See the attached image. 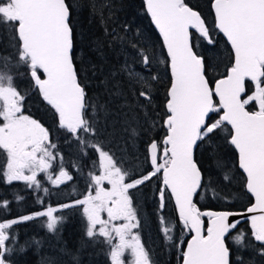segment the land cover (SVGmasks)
<instances>
[{
    "label": "snow or ice",
    "instance_id": "snow-or-ice-1",
    "mask_svg": "<svg viewBox=\"0 0 264 264\" xmlns=\"http://www.w3.org/2000/svg\"><path fill=\"white\" fill-rule=\"evenodd\" d=\"M145 5L167 50V58L158 63L167 65L170 81L164 105L163 123L167 134L162 141V156L158 155L161 145L153 140L148 147L153 171L137 175L134 166L125 167L123 161L118 162L100 144L86 139L98 132L96 117L89 116V112L107 111L108 101L89 103L86 86L79 79L73 55L71 3L68 0H0V43L7 40L12 49L8 55L0 54V152L6 157L3 175L9 183L23 180L37 189L42 187L38 173H48L46 178L54 185L72 179L62 165L55 176L50 171L54 162L62 158L53 151L56 145L50 141L49 130L24 113L26 93L18 90L12 74L14 68L23 67L32 87L54 110L59 126L77 138L82 150L86 145L98 152L99 174L89 173L88 193L73 203L82 206L85 235L103 238L109 245L112 264H125L126 252L133 258L132 264H152L139 235L133 232L139 223L130 190L161 172V209L165 193L170 191L180 221L192 233L182 252L183 264H234L230 242L236 251L250 248L264 257V0H212L215 29L231 47V66L214 81L208 75L214 67L212 57L198 48L200 41L213 47L217 41L201 13L185 0H145ZM193 31L197 34L195 42ZM101 47L97 44L98 51ZM140 54V62L150 67L153 58L143 49ZM118 73L126 74L127 85L136 89L137 97L151 102L149 89L158 76L136 72L125 61L105 81L110 97L125 100V85L116 80ZM249 81L252 89L247 87ZM252 105L255 109L249 110ZM129 131L137 135L135 128ZM220 132H225L227 143L234 146L238 166L245 174L244 186L255 198L247 208L248 213H258L248 217L250 235L243 230L236 231L239 221H230L237 213L201 211L194 202L202 188L195 151L205 142L212 147L213 139ZM105 182L110 187H105ZM8 203L3 201L0 207L6 208ZM71 206L61 205L62 208ZM56 211L50 206L35 215L46 217V227L55 231L62 220L54 215ZM102 213L107 214V219L102 218ZM203 217L208 218L206 227ZM20 219L27 221L32 216ZM160 221L164 225L162 232L171 239L173 228L169 221L162 216ZM17 222L13 219L0 223V264H9L5 257L14 249L7 245L14 238L8 230ZM114 238L117 243H113ZM237 259L243 264L242 257Z\"/></svg>",
    "mask_w": 264,
    "mask_h": 264
},
{
    "label": "trees",
    "instance_id": "trees-1",
    "mask_svg": "<svg viewBox=\"0 0 264 264\" xmlns=\"http://www.w3.org/2000/svg\"><path fill=\"white\" fill-rule=\"evenodd\" d=\"M73 11L71 22L74 27V63L78 76L86 92L89 103L108 101V110L102 113L89 112L96 117L98 132L95 136H86L91 143L100 144L125 167H133L137 175L153 171L148 146L156 140L163 149L167 129L163 123L165 117L166 91L170 81V71L166 64L158 63L167 58L163 38L154 26L150 14L146 11L145 0H68ZM205 19L213 38L217 41L213 47L200 41L198 51L212 57L213 68L208 75L214 81L230 67V44L215 29L212 0H185ZM95 5V7H93ZM194 42L197 34L193 31ZM97 44L101 50H97ZM133 45H136L133 48ZM153 58L150 67L141 61L140 50ZM12 49L5 40L0 43V54L8 55ZM127 61L136 72L145 76L155 75L149 89L151 102L135 95L136 89L127 85L126 74H117L116 80L125 85L124 97H110L105 81L110 73L116 72ZM18 73H25L18 75ZM15 85L22 94L26 93L23 110L26 115L40 121L49 130V138L56 145L54 152L62 159L54 162L50 170L53 175L63 168L71 175V180L54 185L46 177L48 173H39L38 180L42 187L28 186L27 182H7L3 175L6 160L0 152V203L8 201L6 208L0 207V222L17 220L8 230L14 238L7 245L14 250L5 257L9 264H112L109 245L103 238H88L85 235L86 219L82 206L73 202L89 191L91 182L89 173L99 174L98 152L88 146L80 145L77 138L58 124V117L41 95L32 87L30 78L23 67L14 68ZM252 89V82L247 83ZM255 105L249 110H254ZM213 115V119H215ZM230 128V126H228ZM135 128L137 135L130 134ZM220 132L212 141V147L205 142L195 151V158L202 173V188L194 202L201 211H233L245 209L253 201L252 195L245 188V175L238 166V154L234 146ZM159 156L162 152L159 151ZM159 162H162L160 160ZM219 165V166H218ZM228 177L225 179V177ZM162 172L136 189L130 190L133 206L137 211L139 227L133 232L138 234L145 250L149 253L152 264H181L182 252L192 233L184 228L169 191L165 193L164 207H160L159 189L162 187ZM105 187H109L105 182ZM43 188L48 191L44 192ZM20 197V199H17ZM72 205L62 208L61 205ZM56 208L54 215L62 217L57 230L49 231L47 218L35 213ZM22 216H32L31 220H21ZM169 221L173 228L169 239L163 232L160 217ZM205 227L208 218L203 217ZM123 222V221H121ZM243 230L250 235L251 224L245 220L237 225L236 231ZM235 234V232L233 233ZM115 241H117L115 239ZM230 242V241H229ZM258 245V242H254ZM233 247V260L242 259L250 254L262 259L252 249L236 251ZM23 248L21 251L20 249ZM129 252L125 253V264H132Z\"/></svg>",
    "mask_w": 264,
    "mask_h": 264
},
{
    "label": "water",
    "instance_id": "water-1",
    "mask_svg": "<svg viewBox=\"0 0 264 264\" xmlns=\"http://www.w3.org/2000/svg\"><path fill=\"white\" fill-rule=\"evenodd\" d=\"M153 24H154V22H153ZM154 26H155V24H154ZM156 27V26H155ZM157 28V27H156ZM158 30V29H157ZM159 31V30H158ZM160 33V32H159ZM223 35V34H222ZM166 48V47H165ZM167 51V50H166ZM156 141V140H155ZM157 142V141H156ZM150 145V144H149ZM149 147V146H148ZM148 155H149V151H148ZM158 155H159V153H158ZM149 160H150V156H149ZM151 164V163H150ZM151 167H152V165H151ZM153 169V168H152ZM242 171V170H241ZM243 172V171H242ZM245 175V174H244ZM170 192V191H169ZM251 194V193H250ZM252 195V194H251ZM252 197H253V201H252V203H254L255 202V198H254V196L252 195ZM172 198H173V200H174V203H175V199H174V197L172 196ZM195 198V197H194ZM251 203V204H252ZM251 204L250 205H248L245 209H240V210H233V211H230V212H233V213H237L238 215H234V216H232V217H230V221L231 222H236V221H239V223H238V225L241 223V222H244L245 220H249L248 219V217L250 216V215H253V214H258V213H248L247 212V208L248 207H250L251 206ZM176 205V204H175ZM176 208H177V206H176ZM177 211H178V209H177ZM205 211H210V210H205ZM250 221V220H249ZM190 239H191V237H190ZM181 264H183V261H182V263Z\"/></svg>",
    "mask_w": 264,
    "mask_h": 264
},
{
    "label": "flooded vegetation",
    "instance_id": "flooded-vegetation-1",
    "mask_svg": "<svg viewBox=\"0 0 264 264\" xmlns=\"http://www.w3.org/2000/svg\"><path fill=\"white\" fill-rule=\"evenodd\" d=\"M1 153H2V156L5 158V155L3 154V152H1ZM39 176H40V174L38 173V177ZM38 177H37V179H38ZM21 181H23V180H21ZM233 261H234V264H241V261L239 259L235 258V260H233ZM243 264H264V257H262V259H261V258H258L255 255L252 256L250 254L249 257H246V258L243 259Z\"/></svg>",
    "mask_w": 264,
    "mask_h": 264
},
{
    "label": "rangeland",
    "instance_id": "rangeland-1",
    "mask_svg": "<svg viewBox=\"0 0 264 264\" xmlns=\"http://www.w3.org/2000/svg\"><path fill=\"white\" fill-rule=\"evenodd\" d=\"M160 152H162V149H160ZM6 165V160L4 161V164H3V170H4V166ZM25 174H28L27 172L25 173ZM58 174V173H57ZM38 177V176H37ZM18 181H20V180H18ZM25 182V181H24ZM109 187H110V185H109ZM102 218H104V219H107V214L106 213H102ZM114 223H122L121 221H115ZM118 242V240L117 241H115V238L113 239V243H117ZM123 259H124V257H123Z\"/></svg>",
    "mask_w": 264,
    "mask_h": 264
}]
</instances>
